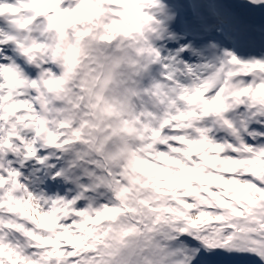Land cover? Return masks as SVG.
I'll list each match as a JSON object with an SVG mask.
<instances>
[{
	"label": "snow or ice",
	"instance_id": "obj_1",
	"mask_svg": "<svg viewBox=\"0 0 264 264\" xmlns=\"http://www.w3.org/2000/svg\"><path fill=\"white\" fill-rule=\"evenodd\" d=\"M59 3L0 0V264H264V0H152L119 94L30 66Z\"/></svg>",
	"mask_w": 264,
	"mask_h": 264
},
{
	"label": "clouds",
	"instance_id": "obj_2",
	"mask_svg": "<svg viewBox=\"0 0 264 264\" xmlns=\"http://www.w3.org/2000/svg\"><path fill=\"white\" fill-rule=\"evenodd\" d=\"M158 11L152 0H60L49 16L31 26L29 43L42 46L33 48L30 66L38 70L42 83L43 73L54 75L45 65L59 69L67 82H85L104 71L114 75L110 94H119L126 84L135 86L138 64L146 58L141 50L146 51L150 41L158 38L155 29L159 26L148 19ZM3 19L7 22L9 15L3 14ZM50 20L51 27L38 31L40 24ZM44 87L50 104L66 99L65 84L50 80ZM102 116L110 118L107 113ZM137 259L140 264L145 259L152 264H177L178 258L152 249Z\"/></svg>",
	"mask_w": 264,
	"mask_h": 264
}]
</instances>
